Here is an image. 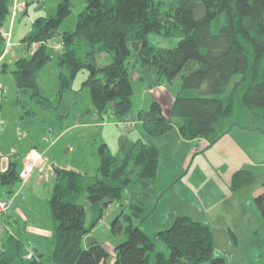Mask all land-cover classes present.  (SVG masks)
<instances>
[{"label": "trees", "instance_id": "obj_1", "mask_svg": "<svg viewBox=\"0 0 264 264\" xmlns=\"http://www.w3.org/2000/svg\"><path fill=\"white\" fill-rule=\"evenodd\" d=\"M11 1L0 0V60ZM66 3L59 4L55 16L38 17L22 40L27 48L33 42L39 46L31 55L18 57L10 72L17 90L29 93V97L39 96L35 73L49 59L45 41L54 37L66 17ZM163 6L161 0H86L75 29L62 35L64 50L58 64L72 76L84 69L87 77L83 83L93 106L102 111L110 104L108 110L117 117L131 108L128 59L133 56L134 65L154 70L156 82L176 92L166 114L157 99L147 111L138 112V121L152 138L172 130L174 119L180 120L177 130L183 139L207 138L217 121L232 115L234 94L241 87L240 104L251 110L261 108L264 120V0H173L166 10ZM221 14L226 22L213 32L210 26ZM151 33L166 38L179 33L181 38L174 48L167 49L150 45L147 37ZM101 54L109 57L108 64H97L95 58ZM5 67L0 63V72L6 71ZM237 75L239 83H234ZM60 81L61 88H66L67 78ZM158 153L154 145L137 141L118 159L102 145L97 174L90 185H85L86 175L59 169L49 198L54 224L51 252L27 260L24 255L30 248L10 235L1 242L0 264H110L105 246L92 242L83 247L82 239L103 218L108 204L121 200L122 187L132 177L141 181L155 176ZM14 179L18 177L11 164L1 180L11 186ZM252 182L251 175L242 169L232 175L233 189ZM83 191L91 213L87 226L85 209L78 203ZM254 203L264 217V192L254 197ZM131 212L135 219H141V206L131 205ZM120 216L110 224L111 233L125 235L113 248V264H227L213 256L209 227L188 217H176L168 229L156 234L155 239L169 251L165 256L155 252V241L133 223L131 216Z\"/></svg>", "mask_w": 264, "mask_h": 264}, {"label": "rangeland", "instance_id": "obj_2", "mask_svg": "<svg viewBox=\"0 0 264 264\" xmlns=\"http://www.w3.org/2000/svg\"><path fill=\"white\" fill-rule=\"evenodd\" d=\"M172 1L161 0L164 10ZM62 2H67L68 13L57 26L53 37L56 41H61L64 33L75 29L77 16L84 9L86 0L11 1L12 9L13 4L16 9L14 15L11 9L5 25L3 62L6 71L0 72V152L4 156L13 154L11 158L18 173L20 160L23 161L30 153L24 151L33 147L42 156L47 170L39 179L35 169L26 184L27 180L22 184L19 179H14L10 193L7 192L9 184H1V177L5 174H0V196L8 197L11 211L8 220H5L8 232L0 239V250L1 242L10 235L21 239L30 248L25 253L31 252L35 256L42 253L45 256L46 252L42 249L52 248L46 239L36 236H32L33 243H27L23 238V224L18 218H22L24 213L40 222L33 224L37 228L47 230L53 227L49 198L55 174L51 165L55 168L70 167L68 170L86 175L85 185H90L97 174L100 146L105 145L109 153L122 159L135 142L140 141L158 149L155 176L141 181L132 177L124 184L121 200L108 204L103 220L83 237V247L92 242L115 246L124 240V233H111L110 224L117 217L121 218L120 215H129L133 223L155 241V252L168 256V249L155 239L156 234L168 229L176 217H188L209 227L213 237V256L223 258L227 264H264V217L254 203V197L264 192L262 109L251 110L240 104L244 88L241 87L234 94L232 115L217 121L214 131L207 138L185 140L180 137L177 130L179 119L172 120L173 129L168 133L152 138L145 132L142 122L138 121L137 114L147 111L155 99L161 103L166 114L175 88L156 82L154 70L141 67L138 63L134 65L135 57L131 56L127 61L133 89L130 110L122 117L110 113V104L98 111L83 83L87 72L82 69L72 76L64 65L60 66L58 60L64 46L60 51L54 49L51 39L45 41L49 59L35 73L39 96L29 97V93L19 92L10 73L14 69V61L19 56L31 55L39 47L36 45L33 48V42L27 48L22 40L31 32L38 17L55 16ZM225 22L221 14L210 29L216 32ZM7 35H10L8 46ZM180 38L179 33L170 38L151 33L147 40L155 47L172 49ZM95 60L99 65L110 62L105 54ZM61 77L68 80L64 89L61 88ZM239 78L235 76L233 82H238ZM229 89L230 86L225 95ZM38 100L44 101L47 106L43 107ZM240 169L247 171L253 182L233 189L232 175ZM78 203L85 209L87 226L91 213L84 191ZM133 204L141 206V219L132 215Z\"/></svg>", "mask_w": 264, "mask_h": 264}, {"label": "built area", "instance_id": "obj_3", "mask_svg": "<svg viewBox=\"0 0 264 264\" xmlns=\"http://www.w3.org/2000/svg\"><path fill=\"white\" fill-rule=\"evenodd\" d=\"M15 9H16L15 4H13V9H12L13 15L15 14ZM9 36L10 35H7V38H6L7 39L6 46H8ZM33 45H34L33 46L34 48L36 47L37 44L34 43ZM52 46L54 49L60 51L63 49L64 44L62 41H56L53 39ZM12 155L4 156L0 152V174H6L9 171V165H10V161L12 160L11 158ZM35 169L37 170V173L39 174L41 178H42L43 173L47 170L44 161L41 159V156L37 154L35 155L34 153L30 152L29 154L26 155L24 162L20 170L17 173V177L19 181L22 183L25 182L31 176V174L34 172ZM8 208H9L8 200L0 197V239L4 233L8 232V229L6 228L5 224L1 220V216L8 212ZM24 258L27 260H31V259H34L35 256L31 252H27L24 255Z\"/></svg>", "mask_w": 264, "mask_h": 264}, {"label": "crops", "instance_id": "obj_4", "mask_svg": "<svg viewBox=\"0 0 264 264\" xmlns=\"http://www.w3.org/2000/svg\"><path fill=\"white\" fill-rule=\"evenodd\" d=\"M20 57V56H19ZM3 62V58H1V60H0V63H2ZM1 83H0V88H1ZM24 152H26V154L27 153H29V152H32V153H34L35 155L37 154V155H39V156H41L40 155V153L36 150V149H34L33 147L32 148H30L29 149V151H24ZM25 154V155H26ZM26 157V156H25ZM25 157H24V159H25ZM24 159H23V161L22 160H20V163H21V166H22V164H23V162H24ZM41 159H42V156H41ZM45 160V159H44ZM10 163H12V164H14V166L16 165L15 164V161H10ZM21 166L19 167V169L18 170H20V168H21ZM54 167V165H51V167ZM68 168H70V167H67V168H64V167H59L58 169H60V170H68ZM53 173V172H52ZM32 175H33V173L31 174V176L30 177H32ZM38 175V177H39V179H42L40 176H39V174H37ZM28 180L29 179H27V181L24 183V184H26L27 182H28ZM2 181V180H1ZM22 183V184H23ZM2 185H3V183H1ZM7 187H8V191L7 192H11L12 190H11V187H12V185L10 186V185H7ZM5 196H7V194L5 195ZM1 198H5L4 196H0ZM7 200L9 201V199H8V197H7ZM11 215V211H10V208H9V211H8V213H7V215L5 216H3L5 219L4 220H2L3 221V223L6 225V223H5V220L7 221L8 219H7V217H9ZM18 216V215H17ZM18 218L20 219L19 221L23 224V238L26 240V242L27 243H33V240H32V236H36L38 239H46L49 243V245H50V247L52 246V242H51V235H52V231H53V227L52 228H49V229H41V228H37L35 225H33L34 223L36 224L37 222L38 223H40L39 221H36L35 219H34V217L33 216H29V215H26V214H24V213H22V218L21 217H19L18 216ZM104 218V217H103ZM103 220V219H102ZM101 220V221H102ZM52 224H53V222H52ZM51 224V225H52ZM52 226H54V224L52 225ZM117 237V236H116ZM117 244V243H116ZM115 244V245H116ZM29 246V245H28ZM107 246V247H106ZM106 248H107V250H108V253H109V258L111 257L112 258V260H110L109 261V258H108V262L110 263V264H113V261H114V252H113V248H114V245H110V244H106ZM43 247H44V245H43ZM109 248H111L110 250H109ZM44 250H45V256L46 255H48L50 252H51V250H52V248L51 249H49V248H43L42 249V251L44 252ZM35 252V251H34ZM36 255L37 256H39V257H41V256H44V255H42V253H36Z\"/></svg>", "mask_w": 264, "mask_h": 264}, {"label": "water", "instance_id": "obj_5", "mask_svg": "<svg viewBox=\"0 0 264 264\" xmlns=\"http://www.w3.org/2000/svg\"><path fill=\"white\" fill-rule=\"evenodd\" d=\"M59 169L58 168H54V173H55V175H58L59 174ZM4 184V183H3Z\"/></svg>", "mask_w": 264, "mask_h": 264}, {"label": "clouds", "instance_id": "obj_6", "mask_svg": "<svg viewBox=\"0 0 264 264\" xmlns=\"http://www.w3.org/2000/svg\"><path fill=\"white\" fill-rule=\"evenodd\" d=\"M51 40H53V38H52ZM51 168H53V169H54L55 167H53V166H52ZM33 254H34V253H33ZM34 256H35V254H34ZM36 256H37V255H36Z\"/></svg>", "mask_w": 264, "mask_h": 264}]
</instances>
